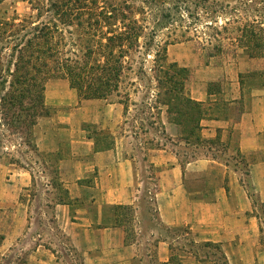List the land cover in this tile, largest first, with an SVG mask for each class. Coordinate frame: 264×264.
<instances>
[{"label":"crops","instance_id":"0c3cea01","mask_svg":"<svg viewBox=\"0 0 264 264\" xmlns=\"http://www.w3.org/2000/svg\"><path fill=\"white\" fill-rule=\"evenodd\" d=\"M237 53L235 76L222 82L220 92L210 91L207 82L184 83L202 109L198 134L213 143L202 146L204 151L191 160H182L167 146L150 149L145 165L156 181L153 209L139 205L140 158L133 152L135 146L123 142L125 134L109 147H98L88 137L60 160L67 199L54 203L51 221L43 220L49 216L41 210L31 215L26 206L11 212L21 218L1 231L0 264H65L59 234L80 264H148L151 255L143 254L142 247L150 245L153 261L169 264L175 238L163 231L172 229L218 243L228 264H264V251L257 250L259 223L252 195L254 191L264 202V65L259 79H245L242 73L248 68L243 65L255 60L242 48ZM162 123L165 129L169 125L178 130L168 119ZM50 145L41 143L38 149L58 151ZM125 206L134 214L129 225L121 212ZM142 215L148 218L146 226ZM177 261L211 264L185 255Z\"/></svg>","mask_w":264,"mask_h":264},{"label":"rangeland","instance_id":"374dc122","mask_svg":"<svg viewBox=\"0 0 264 264\" xmlns=\"http://www.w3.org/2000/svg\"><path fill=\"white\" fill-rule=\"evenodd\" d=\"M142 1L131 0L145 6L146 3ZM163 1L173 6L183 0ZM187 1H191L188 2L190 14H179L173 8L169 16H162V10L146 14L143 22L146 28L139 40V50L126 58L131 71H127L121 84L120 96L114 93L106 98H84L70 86L67 79L50 77L44 88L45 112L36 116L30 125H11L6 118H2L0 112V236H3L1 231L5 227L20 222L21 216L12 215L11 212L15 209L24 210L25 206L32 211L31 215L41 210L49 216L43 217V220L51 221L54 203H62L67 199L66 183L60 180L59 175L65 166L61 163V168L58 167L60 160L66 159L68 150L77 151L81 148L80 143L88 137L96 140L101 147H109L119 140L120 135L125 134L123 142L135 146L133 152L140 158L139 205L144 210L153 209L152 197L156 187L154 173L145 165L150 149L167 146L176 151L182 160H191L204 151L202 146L213 143L211 139L196 141L192 135L185 140L180 126L167 113L166 106L155 102L157 88L151 70L154 49L167 43L168 61L186 68L184 83L187 80L195 84L207 82L210 91L220 92L222 82L235 76L240 61L237 52L242 48L258 53L248 55L254 58L255 63L243 65L248 70L242 73L245 79L257 80L259 67L264 65V58L260 60L264 51V30L259 26L264 28V0H209L207 4L202 0ZM34 13L27 0H0V22L15 23L14 26H8L15 33L13 39L2 41L5 48L1 53L0 75L6 79L8 77L2 69L12 60L10 47L24 37V30L21 29L24 16ZM164 21L163 26H160ZM243 22L249 23L248 28L254 29L260 36V47L255 48L252 42L247 47L240 44L238 26ZM4 87H7V83L0 80V95ZM124 91L129 92V99L124 96ZM157 104L158 109H153L152 106ZM124 105L127 107L125 113ZM167 119L176 124L178 130L170 128L168 123L165 129L162 120L167 122ZM41 143L51 144L52 148L55 145L58 151L39 150L38 145ZM252 195L254 213L259 223L257 250L264 251V202L254 191ZM121 212L126 223L132 224L134 214L131 208L125 206ZM141 217L142 225L146 226L148 218ZM40 221L41 218L34 223L39 224ZM163 233L171 239L175 238L170 244L172 258L169 264H177V260L184 255L185 258L195 256L211 264H228L224 248L218 243L198 240L182 229L164 230ZM57 236L66 248L62 253L65 264H80L79 256L65 242L66 239L61 234ZM145 248L142 247L143 254L151 255L149 259L146 258V263L160 264L153 261L154 247L150 245Z\"/></svg>","mask_w":264,"mask_h":264},{"label":"trees","instance_id":"16d2710c","mask_svg":"<svg viewBox=\"0 0 264 264\" xmlns=\"http://www.w3.org/2000/svg\"><path fill=\"white\" fill-rule=\"evenodd\" d=\"M202 1L209 3V0ZM27 2L35 13L24 16V25H21L24 37L10 47L12 60L2 69L8 78L0 75V80L7 83L0 95L2 118L11 125L20 123L22 127L24 123L25 126L30 125L36 116L45 112L44 88L50 77L67 79L84 98H106L114 93L120 96L121 84L127 71H131L126 58L139 50V40L146 28L143 23L146 14L162 10V16H169L172 8L179 14H190L188 2L191 1L183 0L173 6L166 5L163 0H143L145 6L131 0ZM195 4L200 6L199 2ZM164 23L161 22L160 26ZM9 24L14 26L15 23L0 22V66L2 49L5 48L2 41L13 39L15 34ZM248 26L247 22L238 26L240 44L247 47L252 42L255 48L260 47V36ZM166 45L157 46L153 53L151 70L157 88L155 102L166 106L167 113L180 126L185 140L192 135L196 141H201L198 134L202 117L200 103L184 91L186 68L168 61ZM246 52L250 56L258 54ZM124 92L129 99V92ZM152 108L157 110L158 104ZM126 110L124 105V113ZM2 238L0 236V241Z\"/></svg>","mask_w":264,"mask_h":264}]
</instances>
